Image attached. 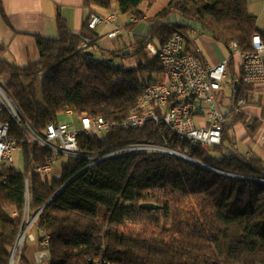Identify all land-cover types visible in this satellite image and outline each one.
<instances>
[{
    "label": "trees",
    "instance_id": "trees-1",
    "mask_svg": "<svg viewBox=\"0 0 264 264\" xmlns=\"http://www.w3.org/2000/svg\"><path fill=\"white\" fill-rule=\"evenodd\" d=\"M115 1L120 16L147 23L146 36L121 51L81 48L82 41L91 46L99 41L87 26L90 16L112 11L110 0H83L80 34L58 15L55 38L35 36L37 61L21 67L0 57L1 87L22 126L5 111L0 123L8 125L23 163L22 171L10 166L0 172V264L10 263L26 206L36 216L32 228L48 238L49 259L43 264H264V158L234 149L232 135L243 127L245 112L230 111L220 146L187 153L205 168L165 153L105 157L132 144L186 154V145L164 125L121 128L142 90L164 81L160 62L146 51L150 40L163 44L180 34L185 51L199 55L191 32L207 36L230 58L231 103L244 98L245 108L260 109L264 116L259 89L241 82L235 87L241 74L230 57L231 44L249 52L254 34L264 44V30L248 13V0H171L151 18L141 9L144 0ZM172 16L183 23L170 21ZM136 26L129 23L125 29ZM95 53L107 58L98 60ZM127 58L134 60L130 69L113 63ZM68 110L76 120L102 118L117 126L105 138L78 135L80 157L65 158L56 179L36 171L53 154L31 142L27 130L41 137ZM258 124L259 118H253L248 131L255 134ZM147 204L157 209H143ZM24 252L25 247L18 264H30Z\"/></svg>",
    "mask_w": 264,
    "mask_h": 264
},
{
    "label": "built area",
    "instance_id": "built-area-1",
    "mask_svg": "<svg viewBox=\"0 0 264 264\" xmlns=\"http://www.w3.org/2000/svg\"><path fill=\"white\" fill-rule=\"evenodd\" d=\"M143 21L130 18L129 23L139 24ZM87 26L92 31L98 26H110L111 30L106 34V37L111 40H116L127 34L125 26L119 23L118 14L91 15ZM80 46L85 51H96V45L91 46L85 41H82ZM229 49L230 57L236 59L241 74L236 84L241 82L259 89L263 96L264 107V44L259 34L253 35L249 52L238 54L235 52V45H230ZM146 51L160 62L164 81L160 84H152L142 90L135 109L121 123V128L126 131L139 129L150 122L155 125H164L166 128L174 126L175 133H183L194 141L195 145L201 146L206 151L211 147L220 146L224 127L231 117L230 111L233 112L232 114L242 113L247 105L244 98H238L234 103H231V99L228 104L224 103L223 92L224 89L229 88L231 82L228 67L230 58L227 57L216 65H211L201 56L198 49L197 54L199 55L187 53L185 40L180 34L172 35L163 44L156 40H150L146 45ZM231 107L232 110H230ZM3 111L7 112L15 123L22 126L18 110L0 88V114ZM65 117L73 118L72 111H66ZM116 126L117 123L114 121L83 117L77 120V126L62 122L51 124L41 137L28 129L27 135L30 141L50 150L53 154L48 162L43 167L37 168L36 171L51 176L54 163L59 158L80 157L77 145L79 131H86L90 135L105 138ZM262 142L264 143V138ZM234 149H237L235 145ZM17 151L16 142L8 137V125L0 123V172L12 166ZM136 153L171 155L175 152L155 145L132 144L114 149L105 157ZM185 153L178 154L187 157L188 151L186 150ZM25 183L27 186V179ZM26 199L28 203V195ZM35 219L36 216L29 215L26 206L22 227L9 264H18L27 241L36 242L40 247L33 255L31 264H43L48 261L49 255L46 250L48 238L41 232L36 237L31 234ZM22 232L23 234L19 238ZM91 264L110 263L105 260H95Z\"/></svg>",
    "mask_w": 264,
    "mask_h": 264
},
{
    "label": "crops",
    "instance_id": "crops-1",
    "mask_svg": "<svg viewBox=\"0 0 264 264\" xmlns=\"http://www.w3.org/2000/svg\"><path fill=\"white\" fill-rule=\"evenodd\" d=\"M0 7L3 12L2 14L0 12V47L3 49L0 51V57L8 61H14L21 67L35 62L39 58L35 36L46 38H55L57 36L55 20L58 15L66 21L69 30L74 34L82 32V24L86 17V11L83 9V0H0ZM116 11H118L117 8ZM116 11L112 5L110 13L102 12L100 14H118ZM121 17L119 15V23L121 25L126 26L129 24L131 17L125 16L128 19L126 22H121ZM145 29L141 28L139 23L132 31H127L125 36L111 40L106 37L111 27L98 26L93 31L99 38L96 51L99 49L105 52L110 50L121 51L134 44L136 42L135 37L144 34L146 32ZM192 38L201 56L209 64L216 65L221 60L227 58L212 50L202 39V36ZM257 97L260 98L261 105H263V96L260 94ZM244 112L246 116L243 127H237V130L234 131L235 133L232 134L235 140L238 141L234 145L240 153L246 155L255 154L250 149L252 145H255L261 151H258V153L264 154V143L262 142L264 138V116L260 118L261 110L256 108H246ZM255 117L259 118L258 129L252 137H249L246 133V130H248L247 125ZM243 135H247V138L242 141L244 150L238 146L241 141L240 138ZM261 157L264 158V155ZM34 232L38 235L34 229L31 231V234H34ZM29 251L30 254L28 255L25 249L24 256L31 264L33 255L37 251V245L33 244Z\"/></svg>",
    "mask_w": 264,
    "mask_h": 264
},
{
    "label": "rangeland",
    "instance_id": "rangeland-1",
    "mask_svg": "<svg viewBox=\"0 0 264 264\" xmlns=\"http://www.w3.org/2000/svg\"><path fill=\"white\" fill-rule=\"evenodd\" d=\"M111 4L113 5V7L117 8V4L115 0H110ZM171 0H144V2L141 5V9L144 10L145 12V16L147 18H151L153 16H155L157 13H159L160 11H162L163 9L167 8L168 3ZM118 12V11H116ZM248 13L251 16H254L257 18V27L260 30H264V0H248ZM121 22H126L128 21V19L124 16H122L121 18ZM170 21L173 22H177V23H183V20L178 17V16H172L169 18ZM140 27L143 29H147V23L146 21H143L140 23ZM145 29V30H146ZM196 29V28H195ZM146 36V32L144 34H140L138 36L135 37L136 42L140 41L141 39H143ZM197 36H202L199 32L197 33L196 31H192L191 32V37H197ZM202 39L207 43V45L210 46V48H212V50H215V52H217L218 54H220L223 57H228V53L227 51L220 45H217L215 43H213L207 36L203 35ZM129 52V51H128ZM95 58L96 59H103V58H107V56H100V54L95 53ZM115 65H122L124 68L126 69H130L134 66V60L132 58H127L124 60H119V59H115L113 62ZM2 79H0V88H2ZM223 99H224V103L228 104V102L231 99V91L229 88L224 89L223 92ZM60 122L62 123H67L69 125L72 126H77V120L74 118H67V117H63L61 118ZM246 133L249 137H252V133H250L248 130H246ZM244 141V140H243ZM234 144L238 143L237 140L234 139ZM238 146L240 147V149H243V144L242 141L239 142ZM255 147V148H254ZM253 152H255V154H260L258 153L259 149L256 148L255 145H252L251 148ZM244 150V149H243ZM261 152V151H259ZM261 156L264 155L263 153L260 154ZM66 163L65 158H59L58 160L55 161L54 163V167H53V172L51 177L52 178H56L59 179L61 176V171H62V165ZM12 166L14 169H16L17 171H22L23 169V163H22V154L20 151H17L14 155V160L12 163ZM23 232L20 234L19 238H21ZM36 237V234L34 232L33 234ZM36 244V242H29L27 241L25 243V249H26V254H30V247ZM37 245V244H36Z\"/></svg>",
    "mask_w": 264,
    "mask_h": 264
},
{
    "label": "bare ground",
    "instance_id": "bare-ground-1",
    "mask_svg": "<svg viewBox=\"0 0 264 264\" xmlns=\"http://www.w3.org/2000/svg\"><path fill=\"white\" fill-rule=\"evenodd\" d=\"M235 45V44H231ZM235 52L238 54H245V52H242L236 45H235ZM167 129L174 134V136L178 139L179 142L183 143L186 145V150L192 151V150H197L201 149L202 151H206V149L202 148L199 145H195V142L192 141L188 136L183 135V133H175V127L174 126H167ZM79 135H85L89 136V133H86V131H79Z\"/></svg>",
    "mask_w": 264,
    "mask_h": 264
},
{
    "label": "water",
    "instance_id": "water-1",
    "mask_svg": "<svg viewBox=\"0 0 264 264\" xmlns=\"http://www.w3.org/2000/svg\"><path fill=\"white\" fill-rule=\"evenodd\" d=\"M91 54V53H90ZM128 54H129V52L128 51H125V52H123V56H128ZM237 86V84H235V87ZM171 155H173V156H175V157H178V158H180V159H183V160H186V161H189V162H191V163H193V164H195V165H198V166H201V167H204V166H202L201 164H199V163H197L196 161H194V160H191V159H189L188 157H185V156H183V155H181V154H178V153H172ZM205 168V167H204ZM142 208L143 209H145V210H156L157 209V206L156 205H153V204H147V205H143L142 206Z\"/></svg>",
    "mask_w": 264,
    "mask_h": 264
}]
</instances>
